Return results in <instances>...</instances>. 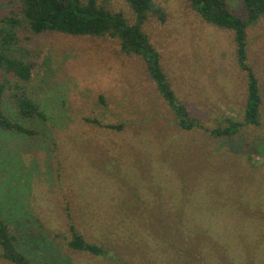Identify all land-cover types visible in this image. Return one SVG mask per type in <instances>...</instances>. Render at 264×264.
I'll list each match as a JSON object with an SVG mask.
<instances>
[{
    "label": "rangeland",
    "instance_id": "obj_1",
    "mask_svg": "<svg viewBox=\"0 0 264 264\" xmlns=\"http://www.w3.org/2000/svg\"><path fill=\"white\" fill-rule=\"evenodd\" d=\"M154 2L163 20L151 15L143 30L204 129L177 126L143 61L117 40L27 32L29 95L46 120L20 119L5 95L6 114L33 134L0 130V211L54 264H264V18L246 35L259 125L215 138L210 130L243 121L233 34L186 0ZM228 4L245 16L240 0ZM110 7L132 16L123 0ZM71 226L106 255L70 249Z\"/></svg>",
    "mask_w": 264,
    "mask_h": 264
},
{
    "label": "trees",
    "instance_id": "obj_2",
    "mask_svg": "<svg viewBox=\"0 0 264 264\" xmlns=\"http://www.w3.org/2000/svg\"><path fill=\"white\" fill-rule=\"evenodd\" d=\"M114 0H15L0 11V130L33 134V131L10 118L3 99L9 95L20 119H40L46 116L29 95L28 83L33 68L29 51L20 45L23 34L54 32L71 36L109 37L118 41L120 51L136 56L145 64L149 79L175 117L177 126L185 131L201 128L180 103L160 63L159 53L143 30L151 15L163 20L162 10L154 0H123L131 11L128 19L122 12L111 9ZM201 19L233 34L235 56L241 71L246 74V103L243 121L229 119L227 125L212 129L210 135L233 137L245 126H258L261 95L258 80L247 62V29L264 18V0H240L245 16L235 15L229 0H186ZM108 128H113L109 126ZM119 129V127L117 128ZM207 131V130H206ZM72 236L67 246L75 251L94 256H105L96 245L86 242L71 226ZM0 260L9 264H54L46 255L30 253L22 244L21 235L15 232L0 211Z\"/></svg>",
    "mask_w": 264,
    "mask_h": 264
}]
</instances>
